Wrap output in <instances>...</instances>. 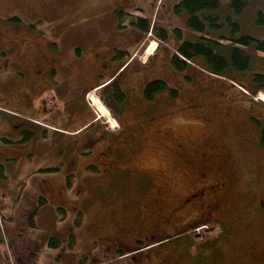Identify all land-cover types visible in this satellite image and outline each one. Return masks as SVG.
Here are the masks:
<instances>
[{
    "label": "rangeland",
    "instance_id": "1",
    "mask_svg": "<svg viewBox=\"0 0 264 264\" xmlns=\"http://www.w3.org/2000/svg\"><path fill=\"white\" fill-rule=\"evenodd\" d=\"M176 1L163 0L155 8L158 25L169 30L167 42L150 63L134 60L124 74L128 81L133 78L129 83L134 88L123 91L128 98L137 94V100L122 106L121 134L90 146L88 137H82L72 147L68 133L85 127L92 117L106 129H118L94 90L84 98L91 106L72 110L81 107L77 96L91 77L107 79L126 60L125 53L114 57L116 49L138 46L140 31L130 16L150 19L157 0H0V200L5 206L0 212V264H264V249L256 243H264V145L258 143L261 129L251 119L256 115L264 128V89L251 96L239 87L255 71L264 72V53L241 47L252 53L253 64L247 73L232 74L238 85L202 69V74L194 72L201 58L177 71L169 63L174 48L202 34L187 28L186 15L172 13ZM230 1L219 0L217 10L206 12L218 15L222 26L204 34L211 39L262 38L264 23L258 19L264 17V0H245L246 8L237 14ZM226 16L238 23L236 33ZM173 27L182 30L181 40ZM43 41L45 51H34L33 45ZM101 43L107 51L96 63L89 61L90 47ZM151 44L157 45L149 40L143 55L153 52ZM101 51L95 47L89 58ZM151 80H163L176 92L164 90L147 101L143 89ZM230 98L241 102L227 107ZM28 130L32 136L24 139ZM206 137L211 146L197 148ZM78 148L92 151L77 155ZM123 157H130L136 173L120 170L127 164ZM204 160L206 167L198 162ZM95 164L102 172L84 167ZM223 168L235 181L215 214L229 229L230 240L225 241L224 233L217 245L224 253L207 261L184 238L172 239L190 228L195 219L191 207L175 210L179 217L162 223L156 222L154 205L161 214L168 212L189 189L210 184ZM40 194L48 202L30 215ZM207 224L206 232L213 234L222 226ZM50 237L57 247L48 243ZM165 237L170 239L160 244Z\"/></svg>",
    "mask_w": 264,
    "mask_h": 264
},
{
    "label": "trees",
    "instance_id": "2",
    "mask_svg": "<svg viewBox=\"0 0 264 264\" xmlns=\"http://www.w3.org/2000/svg\"><path fill=\"white\" fill-rule=\"evenodd\" d=\"M163 0H157L156 5L153 7L154 11L150 17V19L139 15V14H133L130 16L131 25L134 28H137L138 31H140V40L138 41V46L140 45L141 48L139 50V53L142 54L143 50L146 48V46L149 43V40L154 39L156 42V47L154 48L152 54L147 58L145 61V64L150 63L151 60L159 53V49L161 47L162 43L167 42V39L169 37V30H167L164 26L158 25L155 16V8L156 6L162 3ZM219 0H178L175 3L172 4V13L175 15H186V26L189 29L195 30L202 35L195 41H187L182 40L172 51V55L169 59V63H171V67L176 69L179 72H183L186 69H188L191 66L192 61L196 58H201L202 64L199 66L200 69H194V72H201L202 70L205 72H208L212 76H218L221 78L229 79L231 82H234L238 85V82H236V79L234 75L232 74H238V73H247L250 71V68L253 64L252 59V53L250 51H246L244 48H253L256 52L264 53V35L262 38H255L250 35H239L237 38L231 37H222V38H215L211 39L207 37L204 33L207 31V29H220L222 26V23L219 21V17L216 14L212 13H206L214 12L218 9ZM247 2L245 0H231L229 3V6L232 9V12L234 14L240 13L246 8ZM155 16V17H154ZM227 22L229 26L231 27L232 33H236V31L239 30V25L237 22L232 20L231 16H226ZM154 19V20H153ZM259 22L264 23V17L260 14V17L258 19ZM171 30H173V33L177 39L182 38V30L178 27H173ZM232 42L235 44H239L237 46L233 45ZM230 44V45H229ZM45 49L44 41L43 45L41 46ZM95 47L102 48V51L98 53V57L95 59L89 58V53L94 50ZM136 47V48H137ZM135 48V49H136ZM134 49V50H135ZM132 51H122L119 49H116V55L122 56L123 53L127 55V58L123 62H119L118 66H114L113 71L107 77V79H93L92 77L89 79L88 85H94V87L101 86L104 84V87L98 91V95L103 100L104 105L106 108L110 111L111 116L114 120L118 123V129H106L105 126L102 125V123L99 120H94V117H92L87 123V125L81 129H78L76 132H69L67 136L70 137V140L68 144L75 143L78 139L82 137H88L87 143L88 146L92 144L99 143V141L104 139H114L118 137L121 132L124 129L123 120H121L120 117V108L125 104V101L128 97H126L125 92L123 91L124 88L130 89L132 86L129 82H133V78L129 79L128 81L126 76H124L125 72L129 69V67L132 65L134 59H131V56L133 55ZM45 51V50H44ZM107 51L106 44L98 45V44H92L90 47V50L87 52L86 56L87 59L93 63H96L98 59L100 58L103 53ZM82 53V50L80 47L75 48V55L80 56ZM51 55V54H50ZM130 60V61H129ZM128 63V64H127ZM127 64V65H126ZM142 65V64H141ZM202 69V70H201ZM188 77V76H187ZM197 77V73H196ZM68 78V77H67ZM189 78V77H188ZM70 82L68 83V86L72 88V80L71 78ZM249 83H241L240 88L247 92L249 95H257L258 92L264 89V72H257L255 71L250 80ZM87 85L83 88H86ZM87 89V88H86ZM84 89V91H86ZM167 90L170 94H174L176 91L173 89H170L168 85L165 84V82L162 80H152L151 82H148L145 85V88L143 90V97L145 100L150 101L154 97L153 95L156 93H161L162 91ZM81 94L77 96L78 100H80L81 104ZM84 106V105H83ZM86 107V105H85ZM83 110V108H78L72 110ZM35 122V121H32ZM256 122V121H255ZM37 123V122H36ZM257 123V122H256ZM39 124V125H38ZM37 125H42L41 123H38ZM43 126V125H42ZM45 126V125H44ZM43 126V127H44ZM32 131L29 132L25 131V137L24 139H27L32 136ZM57 133H60L61 135L66 134L62 131H57ZM264 144V132H263V140L261 142ZM70 144V145H71ZM74 144H72L73 147ZM92 151L89 149V151H84L81 148H78L75 150V153L78 154H89V152ZM93 168L95 171L97 169L93 165H89L88 168ZM51 170H57L56 168H51ZM30 174L26 175L28 177ZM68 185L70 186V182H68ZM37 204L36 206L31 210L32 212L30 215H37L39 213V208L45 204H47L48 200L43 195H38L37 197ZM151 206H145V208L148 210ZM156 209V222L157 220L159 222H166L170 218L169 211L166 213L160 212L161 207L155 206ZM5 206L2 204L0 200V212L4 210ZM63 210V209H62ZM64 211V210H63ZM207 222H212L209 220H206ZM204 221L201 223H205ZM166 225V224H165ZM220 231L216 232L215 234L206 232L205 230L201 233V238L196 237L194 229L197 227V223H194L190 225V228H188L184 233H180V235H175L172 237L174 240H180L184 238V241L187 243L188 248H193L198 255L206 256L207 261L209 258L219 257L220 254L224 253L225 249H221V247H218L217 245L222 241L223 234L228 235V237L225 239V241L230 240V231L228 228L224 226V224H221ZM227 231V234H226ZM233 236V232L231 234V237ZM170 239V238H169ZM167 237L164 239H161L160 244H165L168 240ZM173 240V241H174ZM48 243L51 246L57 247L59 245L58 241L55 237H50ZM256 243L260 245V241L256 240ZM148 245V244H147ZM143 248V247H141ZM140 248V249H141ZM220 250H222L221 253ZM249 252V250L246 251L245 255ZM184 256H189L188 258L191 260H198L197 257L192 256L190 252H183ZM191 257V258H190Z\"/></svg>",
    "mask_w": 264,
    "mask_h": 264
},
{
    "label": "flooded vegetation",
    "instance_id": "3",
    "mask_svg": "<svg viewBox=\"0 0 264 264\" xmlns=\"http://www.w3.org/2000/svg\"><path fill=\"white\" fill-rule=\"evenodd\" d=\"M14 45L15 44H13V46ZM142 45H140L139 47H137L134 50L133 55L131 56V59L130 60L134 59V60H136V63L137 64L145 65V61L147 60V58L150 55H147V53H146V55H143V54H145L144 53L145 52V49H144L141 55L143 57L146 56L145 57V60L144 61H140L138 59L139 58V55H140L139 50H140V48H141ZM33 46L35 47L34 48V51L41 50V52H43L45 50L43 47H41L39 45H33ZM151 46H152V44L148 47L149 50L154 48L153 46L152 47ZM34 51H33V53H35ZM36 78L38 79V77H36ZM103 87H104V84L101 85V86H97V87H94V85H88L86 87L87 89L85 88L86 91H84L80 95V97H81V104L82 105H81V107L80 106L79 107L80 108H83V109H87L88 106H91V103L89 102L90 100L88 101V100L84 99L85 96H86V94L89 91H91V90H94L96 92V95H97L96 98L100 99L101 102L103 103V100L98 95V91L100 89H102ZM228 87H229V89H228V92H227V96L230 94L229 93V90H230V85L229 84H228ZM133 88L134 87H132L130 89H133ZM214 92H216V91L214 90ZM227 96H225V97H227ZM130 100L136 101L137 100V94H130V97L127 98L125 102H128ZM234 100L236 101V98L229 100V102H225L224 105L228 107L230 105L229 103L230 102H233ZM238 102H241V101L239 100ZM87 103H88V106H87ZM236 104H238V103H236ZM85 105H86V107H85ZM103 105H104V103H103ZM104 107L106 108L105 105H104ZM120 109H121L120 110V113H121L123 109H122V107ZM256 117H257L256 115H253V114L251 115V119L253 120L254 124L259 129H261L260 133L258 134L260 136V139H259V142L258 143L260 144V146H263L264 144H262L261 142L263 140L264 128H262L263 127L262 126V121H260ZM94 120H98V118L94 117ZM207 140H208L207 137L206 138H203L202 139V142L204 141V143H202L201 145L198 144L197 148L198 147L199 148L202 147L201 149H203V150L206 149V148L208 149V147H210L213 142L212 143L206 142ZM123 158H125V157H123ZM129 158L130 157H126L125 158V162L127 164L125 166H123L122 168H120V170H122L123 168H126V171H129L131 173H134L135 172V170H134L135 168H134V166L129 165V163H128V161L130 160ZM198 162L199 163H203L204 164V167L207 166L206 160H204L203 162H201V161H198ZM93 166L97 169V172H99V173L102 172V171H100L99 167L96 164L93 165ZM84 167L87 168L88 166H84ZM117 172L118 171H114V172H111V173H117ZM239 175H241V174H239ZM213 178H214V180H213V182H210V184L199 183V185L193 186L191 189H189V191L187 192V194L184 195L185 196L184 199L181 200L180 203L177 206L173 207L169 211V214H170L169 216L170 217H174V218L177 217L178 218L179 215L176 214L177 212L175 210L179 209L178 210V213H179V212H181V209L180 208H183V206L184 207L185 206H190L191 209H192L190 211V213H192L194 215V218H195V219L190 220V225H192L194 223H197V227L194 229V232H195V234H199L200 236H201V233L205 230L206 227H204V226H205V223L207 222L206 220H208L209 218H211L215 222V224H220L221 225V223H222L221 218H219V217L216 216L215 211L217 210V207L221 204L220 202H221L222 198L228 196V191H226V189H228L227 188L228 185H231L230 189H232V184L235 181L234 180L235 179V176L233 175V173L231 174V173L227 172V169H224V168L221 169L220 173H215L214 176H213ZM260 181H261V179H260ZM203 221L205 223H201ZM206 225H208V224H206ZM260 246L262 247V249H264V243H261Z\"/></svg>",
    "mask_w": 264,
    "mask_h": 264
},
{
    "label": "crops",
    "instance_id": "4",
    "mask_svg": "<svg viewBox=\"0 0 264 264\" xmlns=\"http://www.w3.org/2000/svg\"><path fill=\"white\" fill-rule=\"evenodd\" d=\"M152 47V46H151Z\"/></svg>",
    "mask_w": 264,
    "mask_h": 264
}]
</instances>
